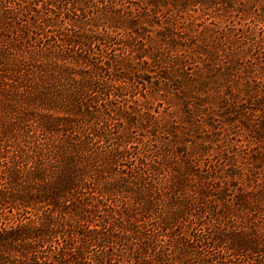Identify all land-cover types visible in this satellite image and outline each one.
Instances as JSON below:
<instances>
[{
    "label": "trees",
    "instance_id": "1",
    "mask_svg": "<svg viewBox=\"0 0 264 264\" xmlns=\"http://www.w3.org/2000/svg\"><path fill=\"white\" fill-rule=\"evenodd\" d=\"M71 1L42 0L40 10V0H12L11 7L0 0V264H264L257 258L264 255L259 231L234 224L249 219L252 207L222 204L220 213L219 203L205 202L214 185L210 172L189 163V173L177 171L165 189L151 181L152 166L141 176L117 177L113 158L120 154L106 148L111 139L101 128L114 117L111 95L121 93L102 77L76 71L93 65L91 39L71 20ZM258 5L264 17V1ZM49 12L71 23L51 31L53 39L41 24L52 21ZM31 24L39 28L34 38ZM106 197H117L113 212L129 223L116 226L129 233L94 224L95 203ZM141 218L155 220L158 231L135 229ZM124 240L139 245L116 253ZM221 244L224 256L215 252Z\"/></svg>",
    "mask_w": 264,
    "mask_h": 264
},
{
    "label": "rangeland",
    "instance_id": "2",
    "mask_svg": "<svg viewBox=\"0 0 264 264\" xmlns=\"http://www.w3.org/2000/svg\"><path fill=\"white\" fill-rule=\"evenodd\" d=\"M262 1L73 0L68 8L71 20L91 39L87 49L93 67L81 65L76 71L102 77L121 93L111 95L117 100L111 105L114 117L101 128L111 139L106 148H117L112 154L121 156L113 158L117 177L121 180L129 171L141 176L145 165L152 166L157 174L151 181L165 189L177 171L189 173L193 164L200 173H211L210 182L198 179L202 185L214 184L205 202L219 203L223 213L222 204L236 207L246 201L252 207L250 220L235 219L236 229L252 225L264 242ZM6 5L11 7L12 0ZM53 12L47 16L52 21L41 23L49 39L54 38L51 31L71 24ZM38 29L31 26L32 38ZM79 51L84 54L85 49ZM115 198L95 203L99 213L94 224L122 236L129 233L122 231L129 222L113 212ZM134 226L142 234L158 231L151 218ZM188 232L196 234L198 227ZM132 242L122 241L116 253L137 248L139 242ZM224 246L215 252L224 256Z\"/></svg>",
    "mask_w": 264,
    "mask_h": 264
}]
</instances>
